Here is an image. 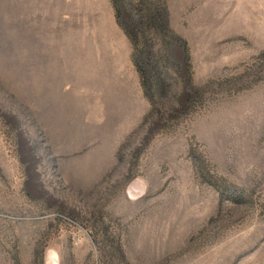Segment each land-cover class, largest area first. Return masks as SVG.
I'll return each instance as SVG.
<instances>
[{
    "label": "rangeland",
    "instance_id": "374dc122",
    "mask_svg": "<svg viewBox=\"0 0 264 264\" xmlns=\"http://www.w3.org/2000/svg\"><path fill=\"white\" fill-rule=\"evenodd\" d=\"M0 264H264V0H0Z\"/></svg>",
    "mask_w": 264,
    "mask_h": 264
}]
</instances>
